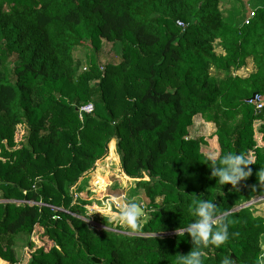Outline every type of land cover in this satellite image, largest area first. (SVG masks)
<instances>
[{
  "label": "trees",
  "instance_id": "16d2710c",
  "mask_svg": "<svg viewBox=\"0 0 264 264\" xmlns=\"http://www.w3.org/2000/svg\"><path fill=\"white\" fill-rule=\"evenodd\" d=\"M248 15L227 20L219 0H0V260L19 264L13 246L24 232L25 264H177L192 247L178 232L206 199L229 239L201 246L204 264H260L264 216L237 208L264 197V151L247 134L253 120L264 134V120L245 103L264 97V0L246 24ZM102 42L120 45L117 63L100 65ZM247 60L254 71L234 75ZM86 104L93 113L80 119ZM197 116L214 125L219 154L252 163L235 188L211 176L205 140L188 139ZM101 160L115 162L124 189L143 191L149 210L137 229L107 216L96 230L72 204L77 183H103L93 172Z\"/></svg>",
  "mask_w": 264,
  "mask_h": 264
},
{
  "label": "rangeland",
  "instance_id": "374dc122",
  "mask_svg": "<svg viewBox=\"0 0 264 264\" xmlns=\"http://www.w3.org/2000/svg\"><path fill=\"white\" fill-rule=\"evenodd\" d=\"M263 0H219V10L223 13L224 17L227 20H232L234 22V18L238 21H235L237 25L241 22L242 15L244 13H249L254 8H256L259 4L262 3ZM240 20V22H239ZM215 53L218 55H222V50L214 44ZM88 53V48H76L74 49V57L77 62L76 73L83 71L85 68L84 60L85 55ZM120 45L118 43L108 44L102 42L99 52L97 53V58L101 66H104L106 63H117L120 60ZM247 65H252L250 60H247L246 65L243 69L234 73V75H238L240 72H243ZM245 74L246 71L244 72ZM246 77L245 75H241ZM251 128H248V135H252L254 140V150L264 151V134H262V127L258 120H253ZM23 127L17 126L16 133L18 136L23 134ZM247 130V131H248ZM215 127L211 123H206L200 116L193 118L192 125L188 128V139H197L202 137L206 144L200 146V152L205 156L209 157L212 153H219V147L217 143V139L214 136ZM245 134V137L249 138V136ZM7 148V146L5 145ZM1 162H4L3 159H0ZM114 164L113 166H110ZM104 171V172H103ZM115 171V173H114ZM97 174L102 172L103 174V183L94 182V180H90V176L87 177L86 180L80 186V183H77L75 187H73L70 191L72 204L78 203L81 204L86 210L89 220L86 222L88 225L96 230H100L103 228L100 218L101 217H110V221L114 220L113 215L117 211L118 206L124 203L125 201H131L137 203V205L142 209V212L139 217L138 225L141 226L142 218L144 216L145 211L149 210L148 201L144 197V193L141 189H135V182H131L127 185V189H124L122 182L115 177L117 173V169L115 166V162L112 160L109 161H98L96 162V171H93ZM106 173V174H105ZM81 182V181H79ZM90 183V184H89ZM90 186L91 191L86 192L84 189ZM263 197V196H262ZM255 197L252 201V209L255 215L264 216V198ZM157 203L160 202V199H157ZM108 204L109 210H106V205ZM251 206V205H250ZM55 210V209H54ZM145 220V219H144ZM116 221V220H115ZM121 226H125L122 222L116 221ZM170 235V234H169ZM264 235V234H263ZM262 235V236H263ZM261 236V238H262ZM264 237V236H263ZM28 237L24 232L19 233L15 237V244L13 246L14 254L16 260L19 261V264H25L29 258L30 249L27 248ZM35 244V247L40 246L42 242L36 239L35 234L32 240ZM47 245H49L47 243ZM261 252L259 256H263L260 258V263L264 264V244H260ZM0 264H6L5 262L0 260Z\"/></svg>",
  "mask_w": 264,
  "mask_h": 264
},
{
  "label": "clouds",
  "instance_id": "9594fccd",
  "mask_svg": "<svg viewBox=\"0 0 264 264\" xmlns=\"http://www.w3.org/2000/svg\"><path fill=\"white\" fill-rule=\"evenodd\" d=\"M208 159L212 167L211 176L219 181L220 185L230 184L235 188L238 182L245 180L252 164L244 154L228 151L224 154L212 153ZM264 180V172L261 173ZM142 209L135 202L125 201L118 206L113 219L127 225L131 229L138 228V221ZM195 219L181 228L178 235L188 234L191 238V251L186 255H179L177 264H204L201 246L213 245L220 247L229 239L228 224L217 217L216 204L206 199H201L191 211ZM220 264H233L229 256L223 257Z\"/></svg>",
  "mask_w": 264,
  "mask_h": 264
},
{
  "label": "built area",
  "instance_id": "2783aa9c",
  "mask_svg": "<svg viewBox=\"0 0 264 264\" xmlns=\"http://www.w3.org/2000/svg\"><path fill=\"white\" fill-rule=\"evenodd\" d=\"M253 15H254V10L249 12L248 17L246 18L244 22L247 24L250 18L253 17ZM177 25L181 28H184V24L180 21L177 22ZM245 103L253 108L255 116H259L260 119L264 120V111H263L264 110V97L263 96H261L260 94H253L249 99L245 101ZM77 113L80 119L82 118V115H91L93 113L92 104H86V105L81 106L80 108H78ZM260 258H263V256H259V260Z\"/></svg>",
  "mask_w": 264,
  "mask_h": 264
},
{
  "label": "crops",
  "instance_id": "0c3cea01",
  "mask_svg": "<svg viewBox=\"0 0 264 264\" xmlns=\"http://www.w3.org/2000/svg\"><path fill=\"white\" fill-rule=\"evenodd\" d=\"M244 68V67H243ZM242 68V69H243ZM241 70V69H240ZM246 71V73L248 72V74H245L244 72ZM254 71V67H253V64L252 65H247V67L244 69L243 72H240L238 75H240V77H244V76H241V75H249L250 73H252ZM246 76V77H247ZM264 236V235H263ZM262 236V238L260 239V244H264V237Z\"/></svg>",
  "mask_w": 264,
  "mask_h": 264
},
{
  "label": "water",
  "instance_id": "95a60500",
  "mask_svg": "<svg viewBox=\"0 0 264 264\" xmlns=\"http://www.w3.org/2000/svg\"><path fill=\"white\" fill-rule=\"evenodd\" d=\"M254 203V201H251V202H249L248 204H246V205H244V206H242V207H239V208H237V209H240V208H243V207H247V206H250V205H252ZM237 209H235V210H233V211H236ZM92 261H93V263L94 264H99V261L98 260H96V259H92Z\"/></svg>",
  "mask_w": 264,
  "mask_h": 264
}]
</instances>
